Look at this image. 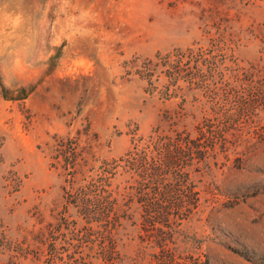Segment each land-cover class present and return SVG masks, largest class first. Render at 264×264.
<instances>
[{
  "label": "rangeland",
  "instance_id": "1",
  "mask_svg": "<svg viewBox=\"0 0 264 264\" xmlns=\"http://www.w3.org/2000/svg\"><path fill=\"white\" fill-rule=\"evenodd\" d=\"M0 264H264V0H0Z\"/></svg>",
  "mask_w": 264,
  "mask_h": 264
}]
</instances>
